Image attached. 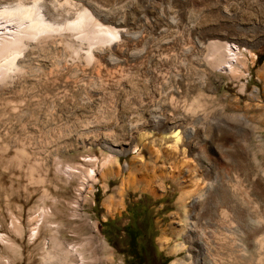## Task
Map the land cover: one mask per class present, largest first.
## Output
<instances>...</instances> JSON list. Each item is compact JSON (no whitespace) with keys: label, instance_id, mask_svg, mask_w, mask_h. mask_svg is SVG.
Returning a JSON list of instances; mask_svg holds the SVG:
<instances>
[{"label":"rangeland","instance_id":"374dc122","mask_svg":"<svg viewBox=\"0 0 264 264\" xmlns=\"http://www.w3.org/2000/svg\"><path fill=\"white\" fill-rule=\"evenodd\" d=\"M23 1L58 31L0 80V256L264 264V0ZM215 41L242 76L207 63Z\"/></svg>","mask_w":264,"mask_h":264},{"label":"bare ground","instance_id":"6f19581e","mask_svg":"<svg viewBox=\"0 0 264 264\" xmlns=\"http://www.w3.org/2000/svg\"><path fill=\"white\" fill-rule=\"evenodd\" d=\"M5 3L7 4L6 6L0 5L3 7L0 9V80L2 81L7 75H11L9 74L10 72L13 73L17 71V69L21 68L18 61V56L20 55L18 54H23V51H25L23 49L29 39L32 41V39L35 38L36 40L38 39V36L40 37V35L42 36L44 33H52L57 29L55 25L47 22L46 19H44V17L39 14L40 11L38 12V7L35 3H32L33 5L31 6L27 5V3L25 4L23 0H19L17 3H14V1L10 0L7 2L6 0ZM91 20V16L88 13L86 14L83 12L78 14L75 22L68 24L66 28L68 27V30L70 29L73 31L74 29H81L83 27L90 26L89 24L91 23ZM96 31H98L100 35L93 39L87 36L90 41H94L95 39H97L96 41L99 39L108 41L113 37L116 38L117 34L121 35V33H124V31L116 32L115 30L111 29H97L91 34L96 36ZM99 42L101 41L99 40ZM93 45L94 43L90 46L91 49L93 48ZM231 46H227L226 43H220L217 41H215L213 45V43L210 42L208 44L206 61L215 70L226 73L227 75L230 74V76L236 78L242 76L240 68L245 67L246 65L244 62H242V60H240L237 52H235V48ZM174 133L176 136V142L178 143V141L181 140L180 132L177 130ZM37 228L33 230L32 236L37 235L35 234ZM0 243L7 247L11 246V243H9V241L3 236H0ZM0 263L11 264L9 263L8 259H6V257L4 258L3 256H0Z\"/></svg>","mask_w":264,"mask_h":264},{"label":"trees","instance_id":"16d2710c","mask_svg":"<svg viewBox=\"0 0 264 264\" xmlns=\"http://www.w3.org/2000/svg\"><path fill=\"white\" fill-rule=\"evenodd\" d=\"M130 227V225H128V228ZM131 233V231H130V229H129V232H128V234H127V237H129V239H130V245H129V247H130V250H132V248H134L133 246H132V242H134V241H136L137 239H139L140 238V236H139V234L138 233H136V234H134V235H132V233Z\"/></svg>","mask_w":264,"mask_h":264},{"label":"flooded vegetation","instance_id":"af4514ba","mask_svg":"<svg viewBox=\"0 0 264 264\" xmlns=\"http://www.w3.org/2000/svg\"><path fill=\"white\" fill-rule=\"evenodd\" d=\"M135 256L137 255V254H134Z\"/></svg>","mask_w":264,"mask_h":264}]
</instances>
